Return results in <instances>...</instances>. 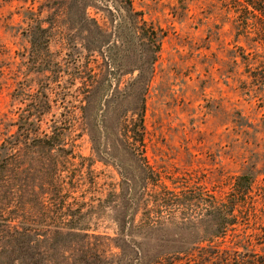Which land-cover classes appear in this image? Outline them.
I'll list each match as a JSON object with an SVG mask.
<instances>
[{
	"label": "rangeland",
	"instance_id": "rangeland-1",
	"mask_svg": "<svg viewBox=\"0 0 264 264\" xmlns=\"http://www.w3.org/2000/svg\"><path fill=\"white\" fill-rule=\"evenodd\" d=\"M131 1L135 11L163 34L143 112L126 86L137 75L139 61H146L151 38H135L125 26L110 40L114 64L106 67L100 54L108 48H101L99 33L86 39L80 31L84 24L66 23L62 28L58 16L47 29L52 18L46 21L45 14H38L40 53L32 52L24 37L28 23L19 13L22 7L37 10L41 0H0V118H19V123H27L24 129L38 134H49L53 127L66 140L48 153L34 152L35 158L25 153L15 183L20 187L13 186L20 194L0 196V226L27 225L38 236L35 241L48 227L72 225L113 236L110 210L133 214L138 205V199L126 193L125 180L135 178L145 187L138 221L146 206L151 209L155 195L200 190L224 202L234 178L252 165L258 175L236 227L245 240L260 243L259 233L250 232L261 222L264 209V89L250 91L246 83L253 75L259 77L260 69L239 62L229 23L218 17L215 0H188L184 9L177 0ZM108 5L115 12L113 4ZM88 13L104 22V12ZM39 70L45 74L37 81ZM16 82L30 85L33 102H12ZM112 95H118L120 106L106 113ZM41 102L47 105L41 107ZM126 157L136 167H130ZM230 239L225 237L224 247ZM55 242L42 248L38 264H71L66 248ZM115 252L111 246L107 249V254ZM86 260L96 264L100 259L85 256Z\"/></svg>",
	"mask_w": 264,
	"mask_h": 264
},
{
	"label": "trees",
	"instance_id": "trees-1",
	"mask_svg": "<svg viewBox=\"0 0 264 264\" xmlns=\"http://www.w3.org/2000/svg\"><path fill=\"white\" fill-rule=\"evenodd\" d=\"M98 1L101 2L100 5L97 4V0L84 5H79L78 0H41L37 10L34 7H22L19 14L22 21L28 23L24 37L32 52H36L37 32L41 30L39 20L36 19L38 14H45L43 19L46 21L52 18L48 21L47 29L51 28L50 24L54 16H58L57 23L62 28H66V23L75 26L82 23L84 25H81L80 31L86 39L94 36L96 32L103 38L101 48L107 46L108 49L100 54V57L106 67L109 65L112 67L114 64V55L111 52L113 48L109 45L110 40L119 35L126 28L125 26H128L131 32L129 35L135 38H151L153 43L148 46L149 54L146 61L144 64L139 61L138 67L134 69L137 75L126 86L131 91L130 94L137 98L140 111L143 112L144 96L152 78L163 34L159 28L145 21L141 12L135 11L131 0ZM187 1L177 0L183 9L186 8ZM215 1L220 7L218 17L229 23V31L233 35L235 48L240 52L237 56L239 62L245 64L246 67L254 65L261 71L262 76L253 75L249 77L251 80L246 82L248 87L252 88L250 91L255 88L263 90L264 0ZM23 2L26 3V0ZM108 4H113L115 12H112ZM91 9L104 12V22L99 23L97 19L90 17L88 11ZM18 26L15 27L16 30L20 28ZM84 48L88 51V46ZM37 53H40L38 49ZM233 64H237L236 61H233ZM43 74L45 72L39 70L36 73V80L43 77ZM29 86L28 83L16 82V87L11 94L12 102L19 104L27 100L33 102L32 93L29 91L33 89ZM119 101L118 95H112L106 101V113L115 111L120 106ZM40 104L43 107L44 104L47 105V102ZM20 121L19 118L9 120L6 116L0 118V136L2 137L0 140V196H5V192L20 194L21 190L15 189L20 185L15 183L18 182L20 166H22L26 152H30V157L35 158L34 152L48 153L46 151L66 143V140L58 133L59 131L53 127L48 128L49 134L44 132L38 134V131L31 132L27 128L24 129L27 123H19ZM31 122L34 123V121ZM141 122L142 113H139V124ZM12 128L14 131H11ZM44 157L46 163L51 164L52 159L47 155ZM126 158L130 162V167H136L133 159ZM257 175L252 165L245 167L234 178L232 193L224 202L216 196L204 195L199 189V191L187 189L176 195L169 192L167 197L155 195L154 200L151 201V209H147L146 206L138 221L136 216L145 198V187L143 184L138 185L135 178L129 179L131 181L125 180L123 183L126 193H129L130 199L135 202L138 199V205L134 206L133 214L116 213L110 210L109 217L111 222L115 223L113 236L100 234L93 230L83 231L76 225H72L70 228L48 227L41 235L42 237L35 241L34 238L38 236L27 229L25 227L27 225L20 223L13 225L12 223L7 228L0 226V264H38L41 261L42 248L50 247L52 242L56 243L57 240L61 246L66 248V261L70 258L71 264L88 263V260L84 261L85 256L92 260L99 258L96 264H264V209L262 213L260 212V225L253 226L250 232L259 233L262 237L260 243L245 240L243 233L236 227L238 214L241 213L245 198L250 193ZM169 195L174 197H169ZM121 196H124L123 192ZM121 200L124 198L121 197ZM163 209L166 211L162 212ZM167 210H171V214L163 217V213ZM213 221L215 224L212 226L205 224L213 223ZM174 225L177 227L171 228ZM257 226L261 227L257 229ZM78 230L82 232L79 233ZM166 234H168L167 238H164ZM174 236L177 238L175 239ZM227 236L231 239L228 246L224 247L223 244L226 242L224 240ZM152 238L156 240L152 241ZM215 238L221 239V243H214ZM110 246L116 250L115 253L107 254ZM45 251L49 253V249ZM1 258L5 259L3 263ZM63 258H66L65 255Z\"/></svg>",
	"mask_w": 264,
	"mask_h": 264
}]
</instances>
